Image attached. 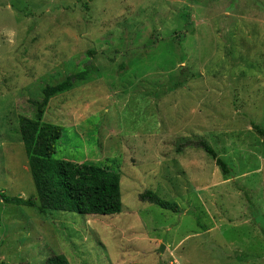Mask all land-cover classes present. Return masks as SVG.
<instances>
[{"label": "rangeland", "instance_id": "374dc122", "mask_svg": "<svg viewBox=\"0 0 264 264\" xmlns=\"http://www.w3.org/2000/svg\"><path fill=\"white\" fill-rule=\"evenodd\" d=\"M69 78L54 158L120 172L119 215L1 198L36 196L19 119ZM263 95L264 0H0V264H264Z\"/></svg>", "mask_w": 264, "mask_h": 264}, {"label": "trees", "instance_id": "16d2710c", "mask_svg": "<svg viewBox=\"0 0 264 264\" xmlns=\"http://www.w3.org/2000/svg\"><path fill=\"white\" fill-rule=\"evenodd\" d=\"M83 74L80 75L82 79L85 77ZM72 82L73 78H69L60 85L43 90L44 101L34 102L38 107L37 120L25 117L19 119L18 132L28 156V167L35 184L36 196L23 199L9 198L2 194L1 198L7 204L37 208L43 215L49 211L74 212L83 216L119 215L123 210L120 172L94 164H80L54 158L61 128L46 124L43 116L49 98L70 90ZM254 129L264 135V130L258 126H254ZM197 146L215 161L225 177L229 175L226 164L206 140L201 139ZM140 200L156 205L162 210L178 211L176 203L162 199L151 190L142 193ZM45 264L71 263L66 256L57 255L47 259Z\"/></svg>", "mask_w": 264, "mask_h": 264}, {"label": "water", "instance_id": "95a60500", "mask_svg": "<svg viewBox=\"0 0 264 264\" xmlns=\"http://www.w3.org/2000/svg\"><path fill=\"white\" fill-rule=\"evenodd\" d=\"M163 249H164V247L162 246V247L160 248V251H163Z\"/></svg>", "mask_w": 264, "mask_h": 264}]
</instances>
